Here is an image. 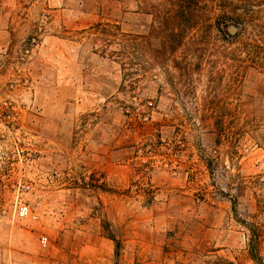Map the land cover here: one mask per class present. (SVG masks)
<instances>
[{"label":"rangeland","instance_id":"374dc122","mask_svg":"<svg viewBox=\"0 0 264 264\" xmlns=\"http://www.w3.org/2000/svg\"><path fill=\"white\" fill-rule=\"evenodd\" d=\"M0 264H264V0H0Z\"/></svg>","mask_w":264,"mask_h":264},{"label":"built area","instance_id":"2783aa9c","mask_svg":"<svg viewBox=\"0 0 264 264\" xmlns=\"http://www.w3.org/2000/svg\"><path fill=\"white\" fill-rule=\"evenodd\" d=\"M19 190L21 192H27V191H29V187L28 186H25V185H22V186L19 187ZM29 213H30L29 212V208L25 204H21L17 208V217L20 218V219L26 218L29 215ZM46 242L47 241H46V238L45 237H41L40 238V245L42 247H45Z\"/></svg>","mask_w":264,"mask_h":264},{"label":"trees","instance_id":"16d2710c","mask_svg":"<svg viewBox=\"0 0 264 264\" xmlns=\"http://www.w3.org/2000/svg\"><path fill=\"white\" fill-rule=\"evenodd\" d=\"M111 240L113 241L115 247L118 248L119 247V243L114 238H111Z\"/></svg>","mask_w":264,"mask_h":264},{"label":"water","instance_id":"95a60500","mask_svg":"<svg viewBox=\"0 0 264 264\" xmlns=\"http://www.w3.org/2000/svg\"><path fill=\"white\" fill-rule=\"evenodd\" d=\"M231 30H232L231 32H233V29L232 28H231Z\"/></svg>","mask_w":264,"mask_h":264}]
</instances>
